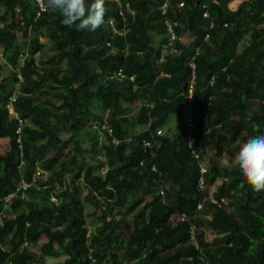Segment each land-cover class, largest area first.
Returning a JSON list of instances; mask_svg holds the SVG:
<instances>
[{
  "label": "trees",
  "instance_id": "trees-1",
  "mask_svg": "<svg viewBox=\"0 0 264 264\" xmlns=\"http://www.w3.org/2000/svg\"><path fill=\"white\" fill-rule=\"evenodd\" d=\"M42 1L45 9L33 19L31 0H0L3 64L13 67L17 49L29 50L14 102L27 122L19 143L16 121L2 105L15 76L12 69L0 76V139L7 140L0 198L28 180L35 166L48 171L49 184L8 204L0 264H41L60 254L66 257L55 264H89V255L96 264H264V191H254L236 163L221 166L216 159L222 152L234 159L243 143L264 134V66L256 64L264 56V0H241L232 10L231 0H168L163 13L162 0H104L105 23L95 31L62 25L59 11ZM164 20L175 35L171 43ZM119 69L122 78L109 77ZM192 73L188 128L181 110ZM137 101L130 116L127 105ZM169 115L177 120L171 134ZM136 125L143 128L131 133ZM191 150L202 161L212 150L201 191ZM64 177L61 192L68 199L56 205L49 200L52 182L62 187ZM217 178L212 202L207 188ZM169 182L174 189L163 190L161 201L158 191ZM87 216L96 221L90 230ZM207 231L214 235L208 240ZM149 254L156 256L145 262Z\"/></svg>",
  "mask_w": 264,
  "mask_h": 264
},
{
  "label": "built area",
  "instance_id": "built-area-1",
  "mask_svg": "<svg viewBox=\"0 0 264 264\" xmlns=\"http://www.w3.org/2000/svg\"><path fill=\"white\" fill-rule=\"evenodd\" d=\"M31 1L35 4V14H34V18H33V19H35L40 14V12H42L45 9V5H44L42 0H31ZM167 3H168V0H162L161 4L159 6L161 13H163L165 11ZM18 12H19L18 8H16L15 12H14L15 13V19L19 18ZM119 14H120V12H119ZM201 16L203 18H206L207 17L206 11L202 12ZM164 23L166 25V34H167V40H168L167 43H171L175 39V35L173 33L172 26L167 20H164ZM20 24H22V22H20ZM108 24H110V26L112 27V30L115 31L110 20H108ZM209 26H212V24L210 23ZM115 32L121 34L120 31H115ZM15 33H16L18 39H22V31L20 29H18ZM28 34H29V32H28ZM39 37H38V39H39ZM204 39H206V36H204ZM164 47H165V45H162V50ZM173 51H174V49H173ZM38 54H39V52L36 51L33 55V57L35 59L34 60L35 65H37ZM28 56H29V50H28L27 45H25V47L22 46L21 48L17 49V51H16L17 63L13 67L11 66V69H12L14 76H15V81L13 83L11 91L2 100V103H3L2 105L6 109L7 116L9 118L15 119V121H16L15 134L17 135L16 136V142L17 143H19V136L21 133V129L27 122L24 118L20 117L18 112L15 110L14 102L16 101L18 96L21 94L20 87H21V84L23 82V76L21 73V68H22L24 59L27 58ZM0 58L4 59L1 48H0ZM159 60H161V57L159 58ZM189 66L191 67V69H194V64L192 62L189 63ZM109 77L110 78H122L123 75L119 69ZM211 81H212V78H211ZM192 84H193V73H192L190 82L188 83V86H187L188 87L187 93H186L187 102H186L185 107L183 108L184 109L183 119L186 122L188 128H191L193 125V121L191 119V112H190V102L192 100V95H191ZM100 128H102V129L105 128V129H107V131H109V129L106 128V126L104 124H102L100 126ZM160 131L161 130L159 129L157 131V133ZM186 139H187V145L188 146H190V144H192L194 141V138L190 132L187 134ZM113 143H116V141L114 140ZM18 146L20 147V145H18ZM142 146H144V147L149 146L148 141H146V140L142 141ZM191 152H192L194 158H196V159L199 158L197 152H195L194 150H191ZM21 165H23L22 160L19 162L18 166H21ZM197 168H198V175L199 176H198V179L196 182V187H197V189H199L201 191V190H204L206 188V186L204 184V180H203V178H204L203 175L207 171V167L203 162L198 161ZM151 169L154 171V167H151ZM64 179H65V182L67 184V181H66L67 179L65 177H64ZM52 185H53L54 189L59 188V185L56 182H52ZM47 186H49V184H47V172H45L43 169L39 168V166H35L34 171L31 173L28 180H19L10 192H8L6 195H3L0 198V200H1L0 223L2 222L3 218L5 217V213H6L7 209H9L8 204H10L12 199H14V198L24 199L26 196V192L30 188H35V189L39 190V189H43ZM61 188L62 189L64 188V184L62 185ZM158 193L161 196L160 200L163 201L164 198H163L162 190H159ZM208 198H210V200L212 202L215 201L211 198V195L210 196L208 195ZM49 200L53 203H55L57 201L56 197L53 194H51L49 196ZM183 217L184 216H181L180 220H182ZM192 229L193 228L190 227V231H192ZM87 235H88V232L86 233V236ZM192 243L194 244V242H192ZM25 244H27V241L22 242V245H25ZM0 248L2 250H4L5 247L0 246ZM88 259H89V264H96L95 259L92 258L90 255L88 256Z\"/></svg>",
  "mask_w": 264,
  "mask_h": 264
},
{
  "label": "clouds",
  "instance_id": "clouds-1",
  "mask_svg": "<svg viewBox=\"0 0 264 264\" xmlns=\"http://www.w3.org/2000/svg\"><path fill=\"white\" fill-rule=\"evenodd\" d=\"M47 7L59 11L63 17L62 25L68 28L75 26L78 31H95L105 23L104 0H94L90 5H86L85 0H47ZM198 161L203 162L199 158ZM235 163L254 191H264V134L253 136L243 143Z\"/></svg>",
  "mask_w": 264,
  "mask_h": 264
},
{
  "label": "rangeland",
  "instance_id": "rangeland-1",
  "mask_svg": "<svg viewBox=\"0 0 264 264\" xmlns=\"http://www.w3.org/2000/svg\"><path fill=\"white\" fill-rule=\"evenodd\" d=\"M240 1H241V0H231V1L228 2V4H226V6H227V8H228L229 10H232V9H234V8L236 7V5H237ZM213 2H214V0H213ZM151 40H152V43H156L157 40H158V36H155V35L151 34ZM181 40H182L183 43H188L189 40H190V37L184 33V34L181 35ZM39 42H42V43L44 44L42 50H43L45 53H47L46 47H47V44H48V40L46 39V37H45L44 35H41V36L39 37ZM243 44H244V42H242V43L240 44V49L242 48ZM39 57H40V56H39V54H38L37 58H39ZM0 63L3 64V63H4V59L0 58ZM256 64H259V65H263V66H264V56H261V57L259 58V60L257 61ZM163 69H164V68H162V72H165V69H164V70H163ZM10 71H11V67L8 66V65H4V64H3V67L1 68V71H0V76H1V77L6 76V75L9 74ZM166 71L169 72L168 69H166ZM164 74H165V73H164ZM155 85H156V83H155ZM177 100H178V98H175L174 100H172V101L170 102V105L175 106ZM139 104H140V102L137 101L136 103H131V104L127 105V106L129 107V115H130V116L133 115V114L135 113V111H136V109L138 108ZM183 113H184V109L181 110V116H182V118H183ZM176 122H177L176 117H174V116H172V115H169V116H168V118H167V123H166V125L169 127V128H167V133H168V134H171V133L174 131V127H175ZM92 127H93V126H92ZM142 128H143L142 126H140V125H136V126H134V127L131 128V133L139 132ZM64 136L66 137L67 135H64ZM4 143H5L6 145H5ZM86 143H87V142H84V144H86ZM6 148H7V140L4 141L3 139H0V153L4 152V151L6 150ZM236 154H237V153H236ZM236 154H235V156L233 157L234 159H229V158L227 157V155H226L224 152H222L219 156H216V159L218 160V163H219L221 166H230V165H232V164L235 163V157H236ZM210 156H213V155H212V150H209V153H208L207 158H208V157L210 158ZM207 158L203 160V162H204L205 164H207V161H208ZM61 159H64V158H61ZM206 166H207V165H206ZM45 172H47V175H48V171L46 170ZM222 179H226V176H224ZM170 182H171V181H170ZM170 182L167 183V184H166V183H163V184H162V186H161L162 191H163V190L165 191V190H167V189H170V191H171L172 189H174V186H173ZM219 182H220V178H217V179L215 180V182L213 183V185L208 186L207 190H208V195H209V196L212 194V192L214 191L216 185L219 184ZM64 185H67L66 182H64ZM61 190H63V189H62L61 187H59V188H57V189H54V191H53V193H52V194L56 197V199H57V201L54 203V204H56V205H58V204H60V203H62V202H67L68 195H67V194H62L63 192H61ZM164 191H163V192H164ZM84 193H85V191L83 190V191L79 194V198H82V196L84 195ZM148 197H149L148 194L144 195V198L147 199ZM29 199H32V197L29 196ZM26 200H28V197L26 198ZM90 211H91V207L85 204V205H84V212H85V213H88V212H90ZM111 212H115V210H114V211H111ZM96 213H99V210H96ZM95 222H96V221H95L94 217H92V216H87V217L85 218V225H86V227H87L88 230L91 229V227L95 224ZM213 236H214V235H213L212 232H208V231L206 232V239H207V240L210 239V238H212ZM32 247H33V249L37 250L38 243L34 244ZM55 249H56L57 251H59V252L62 251V247H61V245H55ZM155 256H156V255H152V254L146 255V260H147V261H145V262H150V261H152V260L155 258ZM65 257H66V256H65V255H62V254H60V255H58V256H56V257H43V260H42V263H41V264H55V263H57V262H61V261H63Z\"/></svg>",
  "mask_w": 264,
  "mask_h": 264
},
{
  "label": "crops",
  "instance_id": "crops-1",
  "mask_svg": "<svg viewBox=\"0 0 264 264\" xmlns=\"http://www.w3.org/2000/svg\"><path fill=\"white\" fill-rule=\"evenodd\" d=\"M5 141V140H4ZM5 144V143H4ZM6 145V144H5ZM33 199V198H32Z\"/></svg>",
  "mask_w": 264,
  "mask_h": 264
}]
</instances>
